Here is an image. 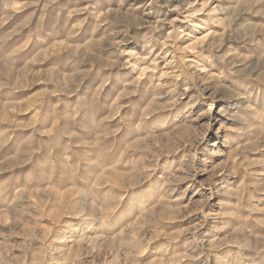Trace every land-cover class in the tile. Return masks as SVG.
I'll use <instances>...</instances> for the list:
<instances>
[{
  "label": "rangeland",
  "instance_id": "obj_1",
  "mask_svg": "<svg viewBox=\"0 0 264 264\" xmlns=\"http://www.w3.org/2000/svg\"><path fill=\"white\" fill-rule=\"evenodd\" d=\"M0 264H264V0H0Z\"/></svg>",
  "mask_w": 264,
  "mask_h": 264
}]
</instances>
